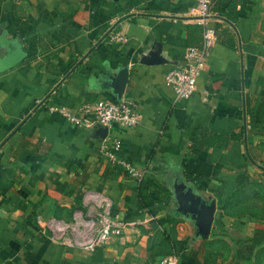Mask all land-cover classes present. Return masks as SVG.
<instances>
[{
	"label": "crops",
	"instance_id": "1",
	"mask_svg": "<svg viewBox=\"0 0 264 264\" xmlns=\"http://www.w3.org/2000/svg\"><path fill=\"white\" fill-rule=\"evenodd\" d=\"M192 4L0 0V264H156L162 240L178 264H256L264 216L242 207L264 190V0H212L209 60L175 99L165 75L201 40ZM123 67L121 96L141 113L133 127H79L48 109L117 99L111 77ZM105 137L121 141L115 161ZM87 190L133 223L90 252L38 232L36 213L67 219ZM211 200L201 236L186 207Z\"/></svg>",
	"mask_w": 264,
	"mask_h": 264
},
{
	"label": "built area",
	"instance_id": "2",
	"mask_svg": "<svg viewBox=\"0 0 264 264\" xmlns=\"http://www.w3.org/2000/svg\"><path fill=\"white\" fill-rule=\"evenodd\" d=\"M211 6L212 0H193L190 12L201 26V40L198 44L187 45L184 64L172 67L165 75L166 82L174 90L175 99L191 95L196 88L197 78L206 68L217 38L216 28L209 23L213 13ZM111 36L121 42L126 40V35L121 30L112 33ZM48 109L59 113L67 122L79 127L100 123L108 130L124 129L133 127L141 119V113L134 101L122 96L115 100L105 97L85 99L73 108L63 104H51ZM108 137L102 139L101 150L111 161H115L121 141L117 137L112 139ZM120 162L129 174L137 177L140 175V169L130 161ZM111 205V199L103 192L87 190L83 196V207L72 210L69 218L36 213L34 220L38 232L47 235L56 244L90 252L112 237L121 235L124 228L133 223L112 215ZM156 264H178V255L172 252L159 256Z\"/></svg>",
	"mask_w": 264,
	"mask_h": 264
},
{
	"label": "water",
	"instance_id": "3",
	"mask_svg": "<svg viewBox=\"0 0 264 264\" xmlns=\"http://www.w3.org/2000/svg\"><path fill=\"white\" fill-rule=\"evenodd\" d=\"M14 60L17 57H12ZM112 78V86L119 93L118 98L121 97V92L124 88V83L127 78L126 67L120 69V71L114 75ZM187 210L191 213V217L195 220L197 225V233L201 236H206L210 230L213 212L215 209V202L211 200L209 202H199L197 205L191 203Z\"/></svg>",
	"mask_w": 264,
	"mask_h": 264
},
{
	"label": "rangeland",
	"instance_id": "4",
	"mask_svg": "<svg viewBox=\"0 0 264 264\" xmlns=\"http://www.w3.org/2000/svg\"><path fill=\"white\" fill-rule=\"evenodd\" d=\"M264 6V4H263ZM263 33V31H260V34ZM259 196H257L256 192H254V195L248 194L246 196V201L248 204H245L242 209L244 210H251L256 209L260 212L261 215L264 216V190H259ZM256 254L255 257V263L256 264H264V251L262 253Z\"/></svg>",
	"mask_w": 264,
	"mask_h": 264
},
{
	"label": "trees",
	"instance_id": "5",
	"mask_svg": "<svg viewBox=\"0 0 264 264\" xmlns=\"http://www.w3.org/2000/svg\"><path fill=\"white\" fill-rule=\"evenodd\" d=\"M201 29V28H200ZM164 190V189H163ZM159 246L161 248H164L163 249V252L161 254H159L158 256H162V255H165V254H169V253H172L173 252V248L171 246V243H166L164 240H162L160 243H159ZM261 251H264V245L262 246L261 248Z\"/></svg>",
	"mask_w": 264,
	"mask_h": 264
}]
</instances>
